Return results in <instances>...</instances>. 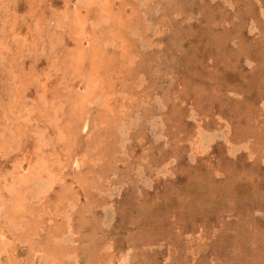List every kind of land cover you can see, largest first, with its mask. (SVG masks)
<instances>
[{
	"label": "rangeland",
	"instance_id": "374dc122",
	"mask_svg": "<svg viewBox=\"0 0 264 264\" xmlns=\"http://www.w3.org/2000/svg\"><path fill=\"white\" fill-rule=\"evenodd\" d=\"M0 234V264H264V0H0Z\"/></svg>",
	"mask_w": 264,
	"mask_h": 264
},
{
	"label": "bare ground",
	"instance_id": "6f19581e",
	"mask_svg": "<svg viewBox=\"0 0 264 264\" xmlns=\"http://www.w3.org/2000/svg\"><path fill=\"white\" fill-rule=\"evenodd\" d=\"M19 183V182H18ZM6 190V189H5ZM15 191V190H14ZM23 198V197H22ZM22 204V203H21ZM17 210V209H16ZM1 235V234H0ZM2 236V235H1ZM40 251V250H39ZM44 251V250H43ZM44 256V255H43ZM42 257H40V259H41ZM45 258V257H44ZM44 261H46V260H44ZM46 262H48V261H46Z\"/></svg>",
	"mask_w": 264,
	"mask_h": 264
}]
</instances>
